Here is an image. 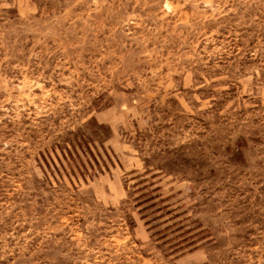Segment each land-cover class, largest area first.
Returning <instances> with one entry per match:
<instances>
[{"label": "rangeland", "instance_id": "obj_1", "mask_svg": "<svg viewBox=\"0 0 264 264\" xmlns=\"http://www.w3.org/2000/svg\"><path fill=\"white\" fill-rule=\"evenodd\" d=\"M0 264H264V0H0Z\"/></svg>", "mask_w": 264, "mask_h": 264}, {"label": "trees", "instance_id": "obj_2", "mask_svg": "<svg viewBox=\"0 0 264 264\" xmlns=\"http://www.w3.org/2000/svg\"><path fill=\"white\" fill-rule=\"evenodd\" d=\"M100 128H103V126H100ZM79 146L83 152V148H82V144L79 143ZM95 147L97 148V146L95 145ZM75 149V154H73L71 151H69V155L71 156L73 162L75 163V168L76 170H78L79 174H77V172L75 171L73 165L71 164V161L70 159L67 157V155L64 154V158H65V161L67 162L70 170H72L73 174L77 177L78 175L82 176L85 180H86V173L90 174V177H93L92 176V173H90V170H89V167L87 166L85 160L82 158V155L79 153L78 149H77V146L74 147ZM98 149V148H97ZM92 156H94V159H95V162H96V165H97V168H95V165L93 164V162L91 161H88L91 169L93 170V172L95 173H99V171L101 172L103 169H102V164L96 159L95 155L93 154V152L90 150ZM84 155H86L85 153H83ZM87 156V155H86ZM79 160V162H78ZM103 164L105 165V161H103ZM106 166V165H105ZM66 172L69 174V172L67 171V169L65 168ZM96 170H98V172H96ZM151 221H149L150 223Z\"/></svg>", "mask_w": 264, "mask_h": 264}]
</instances>
